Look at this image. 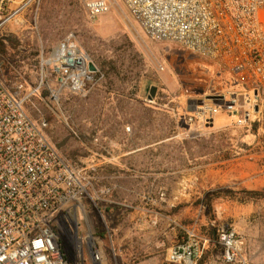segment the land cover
<instances>
[{
	"label": "rangeland",
	"instance_id": "obj_1",
	"mask_svg": "<svg viewBox=\"0 0 264 264\" xmlns=\"http://www.w3.org/2000/svg\"><path fill=\"white\" fill-rule=\"evenodd\" d=\"M67 36L96 72L84 92L53 98L58 84L41 58ZM0 41L1 79L21 86L26 113L46 123L48 139L89 182L83 207L59 210L56 226L61 216L74 222L102 264H170L187 231L207 240L200 264H226L210 232L233 228L246 264H264V199H218L210 211L201 203L213 191L264 189V110L243 126L226 113L210 126L184 124L194 100L241 89L227 71L150 40L120 0L95 18L83 0H38L0 29Z\"/></svg>",
	"mask_w": 264,
	"mask_h": 264
},
{
	"label": "built area",
	"instance_id": "obj_2",
	"mask_svg": "<svg viewBox=\"0 0 264 264\" xmlns=\"http://www.w3.org/2000/svg\"><path fill=\"white\" fill-rule=\"evenodd\" d=\"M38 0H0V29L19 19ZM145 36L177 44L213 61L241 89L200 100L184 116V124L210 126L220 113L235 116L239 126L258 119L264 110V0H120ZM87 15L107 13L114 0H83ZM88 57L72 36L61 40L41 66L62 89L79 94L90 79ZM163 70L162 66L158 67ZM21 86L10 87L0 77V264H102L90 237L68 226L62 209L81 208L89 182L55 148L46 123L25 111ZM148 103L153 99L148 97ZM72 222V223H71ZM64 223V224H63ZM66 232H65V231ZM65 233V234H64ZM207 240L191 232L167 253L170 264H197ZM217 243L226 264H246L233 228L222 229Z\"/></svg>",
	"mask_w": 264,
	"mask_h": 264
},
{
	"label": "trees",
	"instance_id": "obj_3",
	"mask_svg": "<svg viewBox=\"0 0 264 264\" xmlns=\"http://www.w3.org/2000/svg\"><path fill=\"white\" fill-rule=\"evenodd\" d=\"M0 52H3V44L1 43V41H0ZM45 94H46V92H45ZM254 126L256 127V123L254 124ZM218 199L234 200V201H237L240 203L257 202L259 200L264 199V189L259 190V191H257V190H244V189L238 190V191H234V190L213 191V192L207 193L204 196L201 203L204 204L206 206V208L210 211L211 203L215 200H218ZM106 211H109V210L106 208ZM216 231L217 230H215V228H213L212 231L210 232V237L212 239L218 238V236H217L218 233ZM101 236H103V235H101ZM219 248L221 249V252H222L221 246H219ZM202 260H203V258H201L199 260V264H200V262H202Z\"/></svg>",
	"mask_w": 264,
	"mask_h": 264
},
{
	"label": "water",
	"instance_id": "obj_4",
	"mask_svg": "<svg viewBox=\"0 0 264 264\" xmlns=\"http://www.w3.org/2000/svg\"><path fill=\"white\" fill-rule=\"evenodd\" d=\"M87 69H88V71L89 72H95L96 71V68H95V66L92 64V62H88V64H87ZM155 91H156V87H151L150 88V91H149V98L150 99H153V97H154V95H155ZM211 99H213V97H210L209 99H207V100H211Z\"/></svg>",
	"mask_w": 264,
	"mask_h": 264
},
{
	"label": "crops",
	"instance_id": "obj_5",
	"mask_svg": "<svg viewBox=\"0 0 264 264\" xmlns=\"http://www.w3.org/2000/svg\"><path fill=\"white\" fill-rule=\"evenodd\" d=\"M10 1L13 2V3H18V2H20L21 0H10ZM199 101H200V100H194L192 106H190V110H189L187 113H189V112L194 108L195 104H196L197 102H199ZM187 113H186V114H187ZM186 114H185V115H186ZM211 125H213V122H212Z\"/></svg>",
	"mask_w": 264,
	"mask_h": 264
},
{
	"label": "bare ground",
	"instance_id": "obj_6",
	"mask_svg": "<svg viewBox=\"0 0 264 264\" xmlns=\"http://www.w3.org/2000/svg\"><path fill=\"white\" fill-rule=\"evenodd\" d=\"M65 231V230H64ZM66 232V231H65ZM65 234V233H64Z\"/></svg>",
	"mask_w": 264,
	"mask_h": 264
}]
</instances>
